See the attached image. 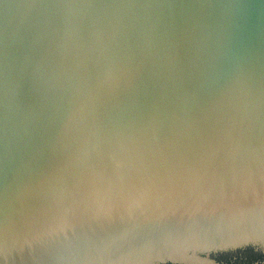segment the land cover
<instances>
[{
  "label": "clouds",
  "instance_id": "clouds-1",
  "mask_svg": "<svg viewBox=\"0 0 264 264\" xmlns=\"http://www.w3.org/2000/svg\"><path fill=\"white\" fill-rule=\"evenodd\" d=\"M21 15L0 50V264H218L226 247L264 264V0Z\"/></svg>",
  "mask_w": 264,
  "mask_h": 264
},
{
  "label": "water",
  "instance_id": "water-1",
  "mask_svg": "<svg viewBox=\"0 0 264 264\" xmlns=\"http://www.w3.org/2000/svg\"><path fill=\"white\" fill-rule=\"evenodd\" d=\"M41 0H0V50H2V41L6 34H10L13 30L22 28L24 17L21 13L29 8L30 5L40 3ZM104 2H120V0H104ZM144 2H161L184 5H198V4H231V3H259L260 0H144ZM23 89L26 92L28 85L24 84ZM6 163L3 159L2 149H0V186H2L5 179ZM87 227V225H86ZM96 230H103L108 225H91ZM219 243V241L217 242ZM251 247H226L212 253V258L218 264H228L219 261L217 257L225 254H237ZM253 250V249H252ZM257 253V252H256Z\"/></svg>",
  "mask_w": 264,
  "mask_h": 264
},
{
  "label": "trees",
  "instance_id": "trees-1",
  "mask_svg": "<svg viewBox=\"0 0 264 264\" xmlns=\"http://www.w3.org/2000/svg\"><path fill=\"white\" fill-rule=\"evenodd\" d=\"M260 255L261 254L256 253L252 249H247L237 254L219 255L217 259L228 264H251V262L256 260Z\"/></svg>",
  "mask_w": 264,
  "mask_h": 264
}]
</instances>
